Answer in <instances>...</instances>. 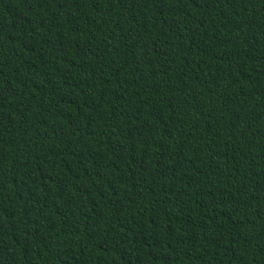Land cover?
<instances>
[{
    "label": "trees",
    "instance_id": "obj_1",
    "mask_svg": "<svg viewBox=\"0 0 264 264\" xmlns=\"http://www.w3.org/2000/svg\"><path fill=\"white\" fill-rule=\"evenodd\" d=\"M0 264H264V0H0Z\"/></svg>",
    "mask_w": 264,
    "mask_h": 264
}]
</instances>
